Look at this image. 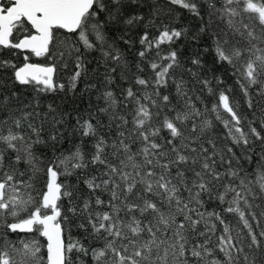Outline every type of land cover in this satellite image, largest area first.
Returning <instances> with one entry per match:
<instances>
[{"label":"snow or ice","instance_id":"1","mask_svg":"<svg viewBox=\"0 0 264 264\" xmlns=\"http://www.w3.org/2000/svg\"><path fill=\"white\" fill-rule=\"evenodd\" d=\"M205 2L209 9L208 26L212 27L213 22L219 20L211 33L215 62L230 67L236 85L247 98L248 107L253 108L250 89L255 88V94L264 97V0H219V7L215 0ZM169 3L200 15L196 0H169ZM123 6L124 0H7L6 4L0 3V47L54 61L47 65L28 63L29 56L25 55L22 66L0 60V68L10 67L19 84H31L36 90L47 92L64 90V84L54 81L56 60H62L71 52L79 53L77 45H82L85 51L99 46L105 58L122 63L120 53L107 42L105 21L100 16L105 14L107 21H118L124 15ZM142 19V16L130 15L123 23L132 26ZM201 31L205 29L202 27ZM182 34V30L164 26L154 38L150 39L148 32L141 36L139 43L143 50L139 51V57L143 60L153 49L156 52L155 58L148 60L153 75L148 79L135 78L134 83L140 86L142 94L138 95L133 87L124 90L125 106L133 105L132 127L126 134L128 119L115 111L109 113V109L117 107V100L111 91H106L107 107L100 111L109 113L110 123L119 121L118 132L109 142L99 135L90 120H78L83 136L94 141V151L88 158L77 146L67 155L54 154L51 160L45 161L33 150L36 145L45 144L41 129L29 123L31 135L26 137L23 132L14 131V128H22L20 118L0 119V228L6 229L0 231V264H74V252L84 256L90 253L94 264H168L170 253L173 257L189 253L204 264L264 262V228L256 233L248 219V216L257 219L253 209L260 205L254 201L257 198L264 201V136L252 122L248 123V130H244L243 118L229 95L232 88L217 92L210 86L211 81L199 80L214 98L211 107L206 106L204 112L195 107L183 80L176 82L183 109L172 105L169 95L160 93V88L167 86L170 73L180 67L177 52L169 50L165 54L160 46L173 43ZM191 62L201 63L195 58ZM75 69L69 79L71 89H75L83 70L79 55ZM137 69L144 70L139 64ZM192 75L197 74L192 72ZM149 87L153 88L151 92ZM49 108L54 111L51 105ZM206 113L212 114V118H207ZM197 120L200 122L196 123ZM189 121L192 122L190 129L187 128ZM214 121L227 129L226 137L233 146L243 147L247 161L253 158L249 145L261 142L257 169L249 173L239 163L233 147H218L212 136L204 138L214 127ZM50 139L55 141L56 136ZM137 144L134 149L133 145ZM9 151L15 156H9L6 164ZM21 163L26 166L24 171L18 167ZM89 165L97 166L98 174L85 178L84 183L91 193H107L108 199L96 195L93 203L89 196L78 209L72 199V186L62 177H70ZM38 178L40 188L36 187ZM65 200L67 205L63 203ZM210 202L226 207L222 212L209 211L205 205ZM68 213L73 217L84 215L86 223L77 226L85 229L86 234L100 236L103 246L85 247L70 236L66 242L65 225L71 223ZM224 214L236 216L247 233L233 228ZM259 215L264 216V210ZM9 217L11 223L7 222ZM177 217L182 219L177 220ZM217 223L222 226L219 235ZM188 232L193 233V239L203 237V243L190 245ZM19 233L33 236L15 242L9 239V234ZM214 236V246L209 247ZM217 251L222 253L223 260L216 258ZM80 264L84 262L81 260ZM182 264H188L187 259Z\"/></svg>","mask_w":264,"mask_h":264},{"label":"trees","instance_id":"2","mask_svg":"<svg viewBox=\"0 0 264 264\" xmlns=\"http://www.w3.org/2000/svg\"><path fill=\"white\" fill-rule=\"evenodd\" d=\"M196 2L200 9L199 16L179 6L171 5L169 0H136V3H132V0H124L122 8L124 15L119 17L118 21H107L105 14H101L100 19L105 21L104 32L107 42L112 44L113 48L120 53L122 63L117 64L111 58H105L99 50V46L96 50L85 51L82 45H77L80 47L79 53L71 52L66 54L62 60H56L57 73L54 76V81L57 84H64V90L57 89L56 91L40 92L36 90L34 85H21L16 82L13 70L10 67L0 68V119H7L9 116L20 118L22 128H14V131L23 132L26 137L31 135V130L28 128L29 123L41 129L40 135L45 144L36 145L33 150L45 161L51 160L54 154L58 156L60 153H64L67 155L75 151L77 146L82 149L85 157L88 158L94 151L92 147L94 141L91 137L83 136L77 121L90 120L99 135L104 136L111 142V140L116 138L118 132L116 124L119 121L110 123L109 113L115 111L128 119L129 124L124 129L127 134V129L132 127V115L130 113L133 105L128 103L127 107L125 106L123 100L124 90L128 87H133L138 95L142 94L140 86L134 83L135 78L140 76L148 79L153 75L148 66V60L155 58L156 49H153L148 54V57L142 60L138 55L139 51L143 50V46L139 43L140 38L145 32H148L150 39L154 38L158 36L164 26H168L169 28L182 30L183 34L173 43H165L160 47L165 54L169 50L176 51L180 67L175 68L170 73L171 78L168 80L166 87L160 88V93L169 95L172 105L183 109V100L176 93V82L183 80L185 82V90L188 92V96L191 97L195 107L204 112L206 106L211 107L214 98L202 84L198 83L199 80L207 79L211 81L210 86L217 92L225 88H232L233 91L229 95L232 103L237 106L236 111L243 118L242 127L247 131L248 123L252 122V126L257 127V130L264 136V127H262V121H264V97L256 95L255 88L250 89L253 94V108H249L247 98L243 96V93L235 83V78L231 75L230 67L215 62L211 33L215 30V25L219 23V20H215L212 27H209L208 4L205 0H196ZM215 2L216 6L219 7V0H215ZM130 15L142 16L143 19L135 25L129 26L123 23V20ZM150 21L151 24L149 23ZM202 27L205 29L203 32L201 31ZM68 35L71 36V34ZM16 36L17 34L14 33V37ZM104 48L107 50V45ZM25 55L29 56L27 62H37L46 65L54 62L48 57H35L31 53L0 47V60H9L18 67L25 63ZM77 55L81 57L83 70L81 77L76 82L75 89H71L69 87V79L76 70ZM194 58L201 61L200 65L192 64L191 61ZM65 64L67 65L66 67ZM138 64L144 69L143 71L137 69ZM192 72L197 75L194 77ZM218 80L220 83L217 82ZM152 90V87L148 88L149 92ZM106 91H111L117 100V107L114 110L109 109V113L100 111V109L107 107L104 99ZM49 105L52 106L54 111L49 108ZM206 117L211 119L212 114L206 113ZM203 118L201 117L200 119ZM56 121L60 122L57 123ZM199 122V120L196 121V123ZM191 123V121L188 122V129L191 128ZM9 124H11V119H9ZM226 133L227 129L218 121H214V127L205 134L204 138L212 136L216 140L218 147H224L225 145L233 147L237 157L240 158L239 163L243 164L249 173H252L258 167L259 156L257 154L262 151L261 142L254 141L253 144L249 145L253 149V152L249 153L253 158L251 161H247L244 158L243 147L233 146L231 141L227 139ZM53 135L56 136L55 141L50 139ZM138 146V144L133 145V148L135 149ZM106 151H110V149ZM9 156L14 157L15 153L9 151L6 154V164ZM18 167L20 171H24L26 166L21 163ZM220 170L223 171V169ZM97 174V166L89 165L86 169L77 170L70 177H62L72 186V199L78 209L82 206L83 200L89 196L92 197L93 203L96 195H100L104 200L108 199L107 193L102 194L98 191L93 194L84 183L85 178H91ZM17 179H20V177L18 176ZM36 187H41L39 178L36 180ZM185 195L187 194L185 193ZM249 199L251 202V198ZM63 203L67 205V200ZM254 203L260 205V207L253 209L257 213V219L254 220L251 216H248V219L255 232L259 233L261 228H264V216L259 215L260 211L264 210V201L257 198ZM223 207H226V205H220L218 202H210L205 205V209L209 211L214 209L217 212H222ZM205 209H201V211ZM68 215L71 223L65 225L66 242L70 236L73 241L78 240L85 247L95 248L103 246V240L100 236L86 234L85 229L77 226L80 223H86L84 215L81 214L75 217L71 213H68ZM224 216L226 222L230 223L233 228L243 229V225L238 223L236 216L233 214H224ZM180 219L182 217H177V220ZM7 222L11 223L12 219L9 217ZM200 227L202 228L203 226L201 225ZM221 230L222 226L217 223V235L220 234ZM0 231H6V229L0 228ZM88 233H91L90 228H88ZM246 233L247 230L243 229L242 234ZM186 235L189 237L190 245L197 242L203 243V237L193 239V233L191 232L186 233ZM32 236V233L9 234V239L15 242L19 239H31ZM40 239L42 243H46L43 238ZM214 243L215 236L213 237V243L208 246L213 247ZM19 246L17 243V247ZM42 251L46 250L42 249ZM215 255L216 258L223 260L222 253L217 251ZM73 259L74 264H80L81 260L84 264H94L90 253L84 256L74 252ZM185 259H187L188 264H204L203 261L198 262L191 257L189 253H186L184 257H173L170 253L168 264H182ZM208 259H211V257H208ZM261 264H264V262H261Z\"/></svg>","mask_w":264,"mask_h":264},{"label":"water","instance_id":"3","mask_svg":"<svg viewBox=\"0 0 264 264\" xmlns=\"http://www.w3.org/2000/svg\"><path fill=\"white\" fill-rule=\"evenodd\" d=\"M0 3H2V0H0ZM28 63H37V62H28ZM37 64H42V63H37ZM54 76H55V74H54Z\"/></svg>","mask_w":264,"mask_h":264},{"label":"flooded vegetation","instance_id":"4","mask_svg":"<svg viewBox=\"0 0 264 264\" xmlns=\"http://www.w3.org/2000/svg\"><path fill=\"white\" fill-rule=\"evenodd\" d=\"M2 3H5L6 4L7 3V0H2Z\"/></svg>","mask_w":264,"mask_h":264}]
</instances>
